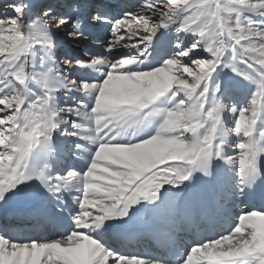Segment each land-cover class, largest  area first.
<instances>
[{"label":"snow or ice","instance_id":"1","mask_svg":"<svg viewBox=\"0 0 264 264\" xmlns=\"http://www.w3.org/2000/svg\"><path fill=\"white\" fill-rule=\"evenodd\" d=\"M0 264H264V0H0Z\"/></svg>","mask_w":264,"mask_h":264}]
</instances>
